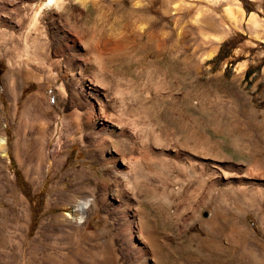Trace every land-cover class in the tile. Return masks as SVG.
<instances>
[{"label":"rangeland","instance_id":"1","mask_svg":"<svg viewBox=\"0 0 264 264\" xmlns=\"http://www.w3.org/2000/svg\"><path fill=\"white\" fill-rule=\"evenodd\" d=\"M162 1H154L152 20L143 15L121 19L134 43L130 57H119L109 67L131 78L136 92L148 90L150 80L156 82L166 71L174 96L148 101L156 119L176 137V146L221 166L209 174L215 178L218 173L213 192L205 185L197 194L192 184L186 203L178 197L176 209L153 212L156 236L175 252V264H264V0H172L185 14L183 38L176 28L179 16L163 14ZM235 4L244 10L241 21L226 15ZM99 9L85 17L87 30L112 11L109 1ZM253 13L262 22L259 30L248 22ZM165 16L151 34L140 32ZM1 33L0 134L7 136L8 155L0 157V264H94L92 252H99L108 237L82 238L74 245L71 217H81L77 201L89 197L98 205L88 208L80 224L83 233H98L109 221L115 223L113 211L98 201L114 183L111 165L102 164L57 104L54 90L63 82L60 76L57 84L51 82L50 106L37 115L24 109L38 89L35 80L17 81L15 102L10 98L4 86L9 46H2L9 39ZM220 49L227 56L218 61ZM179 92L187 99L181 119L175 110Z\"/></svg>","mask_w":264,"mask_h":264},{"label":"bare ground","instance_id":"2","mask_svg":"<svg viewBox=\"0 0 264 264\" xmlns=\"http://www.w3.org/2000/svg\"><path fill=\"white\" fill-rule=\"evenodd\" d=\"M104 1L110 2L109 15H114L115 20L110 21L109 15L103 20L106 17L100 15V23L87 30L85 17L89 11L98 13ZM154 1L0 0V32L9 39L2 46H11V50L7 47L3 53L9 63V74L4 78L7 94L15 102L17 81L35 80L38 89L27 98L24 109L39 113L45 105L50 106L51 82L57 84L60 76L63 82L54 90L57 104L64 108L75 131L86 137L102 164L111 165L114 183L104 189L98 201L113 211L115 223L109 221L103 231L84 234L80 224L88 208L98 205L89 197L77 201L79 219L67 216L75 224L73 237L70 236L74 245L82 238L86 241L108 237L101 243L99 252H92L94 264H118L120 260L125 264H175L172 260L175 252L158 240L157 222L151 215L154 211L163 215L176 209L178 197L186 203L194 185H197V194L203 192L200 189L205 185L210 193L218 173L215 178L209 174L221 166L176 146V137L172 138L170 132L167 134L162 127L164 123L156 119L154 106H149L148 101L174 96L166 71H160L156 82L150 80L148 90L136 92L131 78L126 79L109 67L119 57H130L134 43L121 19L127 15H143L152 20ZM174 1H162L163 14L179 16L176 28L178 36L183 38L185 14ZM226 12L229 18L241 21L244 10L235 4L229 5ZM166 16L155 19L148 27L139 26L140 32L151 34ZM248 22L255 30L263 27L254 13ZM219 40V37L214 39L215 43ZM19 49L25 53L15 51ZM175 98V110L181 119L187 99L180 92ZM195 139L193 142L199 143ZM207 139L205 143L209 144ZM7 155V136L0 134V157ZM206 223L202 220L204 226Z\"/></svg>","mask_w":264,"mask_h":264},{"label":"trees","instance_id":"3","mask_svg":"<svg viewBox=\"0 0 264 264\" xmlns=\"http://www.w3.org/2000/svg\"><path fill=\"white\" fill-rule=\"evenodd\" d=\"M247 13L250 11L248 8H246ZM227 55L222 53V49L219 50V52L217 53L215 59H218V61L224 59Z\"/></svg>","mask_w":264,"mask_h":264}]
</instances>
